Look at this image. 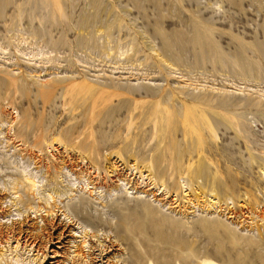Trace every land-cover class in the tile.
<instances>
[{
	"label": "rangeland",
	"instance_id": "374dc122",
	"mask_svg": "<svg viewBox=\"0 0 264 264\" xmlns=\"http://www.w3.org/2000/svg\"><path fill=\"white\" fill-rule=\"evenodd\" d=\"M205 260L264 264V0H0V264Z\"/></svg>",
	"mask_w": 264,
	"mask_h": 264
},
{
	"label": "bare ground",
	"instance_id": "6f19581e",
	"mask_svg": "<svg viewBox=\"0 0 264 264\" xmlns=\"http://www.w3.org/2000/svg\"><path fill=\"white\" fill-rule=\"evenodd\" d=\"M27 180L29 181V183L31 184V186H35L36 184H35V182L32 180V179H29V178H27ZM204 201V200H203ZM213 201V200H212ZM206 204V203H205ZM204 204V205H205ZM213 204V203H212ZM214 205V204H213ZM207 206V205H206ZM205 206V207H206ZM203 207V206H202ZM205 262V264H217V263H215L214 261H212V260H205L204 261Z\"/></svg>",
	"mask_w": 264,
	"mask_h": 264
}]
</instances>
